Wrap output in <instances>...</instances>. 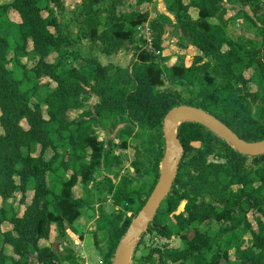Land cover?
Here are the masks:
<instances>
[{"label":"trees","instance_id":"trees-1","mask_svg":"<svg viewBox=\"0 0 264 264\" xmlns=\"http://www.w3.org/2000/svg\"><path fill=\"white\" fill-rule=\"evenodd\" d=\"M3 1L0 198L5 202L17 192L24 196L17 211L12 206L0 209V264H29L32 255L42 264H81L78 256L59 250L58 244L40 245L49 240L53 226L64 232L67 225L73 227L90 214L93 198L77 197L79 185L89 195L93 186L99 194L111 196L118 208L109 214L102 204L97 229L79 237L85 251L105 244L107 264H112L134 220L126 218L120 208L130 205L137 216L156 187L165 152L163 121L174 107L203 109L242 140L264 141V74L261 82L246 78L256 63H246V46L228 37L223 0L169 3L171 12L187 16L178 24L180 40L208 58L206 64L190 68L166 65L162 56L165 17L151 20L148 13L136 10L118 12L125 0H80L75 20L81 37L99 44L107 56L135 52L137 60L127 69L104 66L97 58H84L74 51L77 42L73 33L60 22L54 8L64 12L63 0ZM153 1L136 0V4ZM239 1L250 7L264 35V6L259 0ZM102 6L107 8L97 9ZM190 9L197 11V19L190 18ZM9 10L18 13L20 23L5 16ZM147 23L153 50L139 38L138 28ZM32 56L39 61L29 68ZM78 62L84 64L78 66ZM44 79L48 81L44 83ZM251 83L259 86L256 93L248 91ZM91 94L98 98L93 109L87 104ZM72 112L79 114L73 120L69 118ZM119 126H124L120 134L125 135L120 138L121 150L129 149L130 138L145 143L144 158L149 166L139 160L134 163L135 172L143 178L139 187H134L136 179L129 177L115 184L113 170L123 160L115 151H105L96 133L100 128ZM150 128L160 135H152ZM178 136L185 156L172 193L148 232H156L155 238L179 237L184 246L167 253L154 249L135 264H221L223 259L226 264H264V222H259V235L250 246L245 247L244 240L252 229L247 218L252 202L264 217V156L244 157L197 124L182 125ZM39 147L40 155L34 156ZM116 147L113 144V150ZM49 151L53 152L50 158ZM212 157L222 162H211ZM98 173H102L101 181H97ZM28 194L33 200L24 206ZM184 202L185 213L176 215ZM212 216L223 225L217 231H201ZM6 223L13 229L3 232ZM8 248L12 255L6 252ZM232 251L233 261L229 259Z\"/></svg>","mask_w":264,"mask_h":264},{"label":"rangeland","instance_id":"rangeland-1","mask_svg":"<svg viewBox=\"0 0 264 264\" xmlns=\"http://www.w3.org/2000/svg\"><path fill=\"white\" fill-rule=\"evenodd\" d=\"M172 0H154L152 4L137 6L136 0H125L124 5L118 9V12H132V11H140L141 13H148L151 20H155L160 17H165L167 21L163 24L164 35H163V58L167 59L166 65L168 67H172L174 65L184 64L187 68L193 67L195 65H204L208 62V58L198 51L197 49L184 44L180 40V33L178 32V24L187 19V16L183 13L177 14L173 13L169 10V3ZM260 4L264 6V0H259ZM9 1H3L2 4H7ZM65 4V11L60 12V10L56 9V14L58 18H60V22L68 27L73 33V39L76 40V46L74 51L78 52L84 58H97L104 66L113 64L122 69H127L132 66L134 62H136L137 57L135 52L127 53L126 51H121L116 55L107 56L102 52V48L99 44H93L91 41L84 40L80 35V29L78 24L76 23L75 17L77 13H80L81 10V1L80 0H63ZM184 4H188L185 1ZM222 5L226 11L224 15V21L226 23V31L229 38L232 40L243 42L244 46H246V51L249 54L245 53L244 59L245 62L248 63L253 61L256 63V67H252L251 70L246 72V78L251 79L255 77L256 82H261L264 74V35L262 26L257 21L256 17L252 13L250 7L243 5L239 0H223ZM107 7L102 6L97 9H105ZM5 16L9 18V20L20 23L21 19L18 13L15 11L9 10L5 13ZM3 20L8 22L4 17ZM44 18L48 16L47 13L43 14ZM105 18H107V14H104ZM189 16L191 19L195 20L198 18V13L194 9L189 10ZM7 18V19H8ZM211 22H215L212 20ZM153 36V34H152ZM149 49V48H148ZM251 52V53H250ZM159 55V52L157 53ZM252 55V56H250ZM39 58L36 56H32L29 60V68H32L37 62ZM78 66L84 64V62H78ZM257 68V70H256ZM48 80L44 79L43 82L46 83ZM248 91L251 93H256L259 90V86L256 84H250L248 86ZM88 106L93 109V107L98 103V98L94 95L88 96ZM77 112H72L69 115L71 120L78 117ZM1 116V113H0ZM124 129V126H119L117 129H113L109 127L108 129H97L96 133L99 140L104 144L105 151H115L119 154L123 160L121 166L115 167L113 170L112 179L118 184L123 177H129L136 179L134 187H139L142 183V179L135 172L134 163L144 162L149 166V160L144 158V149L145 143L143 140H138L136 138L129 139V149L127 151H123L119 148L122 143L120 138H124V134H120L121 130ZM149 132L156 136L160 135V132L156 133V130L153 131L151 128ZM3 133V129L0 127V134ZM113 144H116L115 150H113ZM200 144L197 145V148H200ZM41 153V148L39 147L36 151H34V156H39ZM138 153V155H137ZM53 155L52 151L48 152V158ZM211 162H222L221 159H216L214 157L210 158ZM146 166V167H148ZM161 169V165H160ZM97 181H101L103 176L102 173L96 174ZM18 181V180H17ZM19 182V181H18ZM93 189L92 193L89 195L86 192L82 185H79L75 194L80 198H93V208L91 209L90 214L87 217H83L79 220L78 224H75L73 227L67 225L64 232L57 227L53 226V230L49 240L43 241L40 243L41 246H51L59 245V250H63L64 252H71L80 258L81 264H107V251L106 245L102 244V248H92L90 251L83 250V245L79 242V237L82 234H85L88 231H95L97 229L98 219L100 217V206L104 208V210L109 214H114V212L118 211V208L113 206V198L108 196L107 194H99L98 189ZM237 190V188H235ZM24 195L21 192H17L13 195V197L5 202H3L2 198H0V209L4 207L12 206L16 211L21 203V199ZM33 200V195H27V203L24 206L31 204ZM186 203H182L176 215L185 213ZM126 218L135 219L137 216H134V212L130 211V205H123L120 208ZM24 213V207L20 213L22 216ZM248 222L250 223L252 229L245 236V247H248L252 244V241L255 239V236L259 235V222H264V217L259 212L258 207L254 202L251 205V211L248 214ZM172 219V217H171ZM223 223H219L215 216L210 217V219L204 223L200 230L203 232H207L208 230L217 231ZM13 229L12 224L6 223L2 226L3 232H8ZM156 232H148L145 233L142 237L139 245L141 246L139 251H136L134 255V259L132 264H135L136 261L140 260L142 257L148 256L152 250L158 249L164 253L171 252L174 250H181L184 246L182 240L179 237H172L169 239L156 237ZM32 237V236H31ZM34 238V237H33ZM0 245H2V238H0ZM6 252L9 255H12V249H7ZM230 260L235 259V253L232 251L229 256ZM29 264H42L37 255L30 256ZM113 264V260H112ZM221 264H226V260L223 259Z\"/></svg>","mask_w":264,"mask_h":264},{"label":"water","instance_id":"water-1","mask_svg":"<svg viewBox=\"0 0 264 264\" xmlns=\"http://www.w3.org/2000/svg\"><path fill=\"white\" fill-rule=\"evenodd\" d=\"M186 123L204 127L244 157L264 156V141L249 143L242 140L222 121L205 110L187 105H180L171 109L163 121L162 133L165 141V152L159 180L145 206L120 241L113 264H132L142 237L148 232L163 203L171 195L185 156V149L179 139L178 131Z\"/></svg>","mask_w":264,"mask_h":264},{"label":"built area","instance_id":"built-area-1","mask_svg":"<svg viewBox=\"0 0 264 264\" xmlns=\"http://www.w3.org/2000/svg\"><path fill=\"white\" fill-rule=\"evenodd\" d=\"M138 32L139 38L146 40L148 43V50H153V36L149 23L140 26Z\"/></svg>","mask_w":264,"mask_h":264}]
</instances>
